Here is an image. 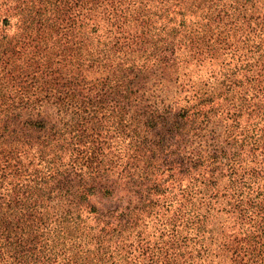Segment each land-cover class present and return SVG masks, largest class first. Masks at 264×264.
I'll list each match as a JSON object with an SVG mask.
<instances>
[{"label": "trees", "instance_id": "16d2710c", "mask_svg": "<svg viewBox=\"0 0 264 264\" xmlns=\"http://www.w3.org/2000/svg\"><path fill=\"white\" fill-rule=\"evenodd\" d=\"M23 1L0 0L1 39ZM81 3L88 49L129 29V0ZM260 43L254 70L227 83L134 60L89 78L2 65L0 264H264V103L242 126L219 115L231 88L264 78ZM191 59L179 68L204 65Z\"/></svg>", "mask_w": 264, "mask_h": 264}, {"label": "rangeland", "instance_id": "374dc122", "mask_svg": "<svg viewBox=\"0 0 264 264\" xmlns=\"http://www.w3.org/2000/svg\"><path fill=\"white\" fill-rule=\"evenodd\" d=\"M19 7L25 8L24 13L9 10L18 21L9 27L4 39L0 38L3 40L0 67L3 65V69L11 72L19 71L21 66L28 72L58 68L89 78L102 76L123 61L134 60L154 72L178 66L173 74L190 72L197 82L213 77L227 83L237 80L245 69L253 71V64L261 60L257 52L263 44L260 40H264V0H141L140 3L129 0L127 11L132 15L131 19H125L129 29L119 23L117 34L111 40L100 39V45L96 44L97 50L93 51L87 48L94 45L92 38L88 45L83 44L84 34L78 28L81 0H24ZM181 11L183 18L178 17ZM142 22L146 23L145 30L140 28ZM124 44L131 45L132 51L127 52ZM10 48L18 49L15 60L9 56ZM189 53L193 56L191 61L201 59L204 65H190L181 70L180 61ZM11 59L14 62L5 65ZM262 82L264 78L257 77L250 86L242 84L230 89L232 96L225 100L234 107L219 109V115L227 119L223 123L237 121L242 126L250 120L255 114V104L264 103ZM150 83L147 82V87ZM238 107L250 110V116L246 117L243 111L238 114ZM225 124L215 127V131L238 135L239 127ZM222 126L227 130L221 129ZM121 198L132 205L137 201L136 194L129 192L122 193ZM109 201L89 198L93 205Z\"/></svg>", "mask_w": 264, "mask_h": 264}]
</instances>
